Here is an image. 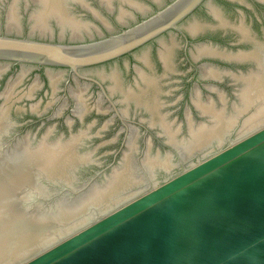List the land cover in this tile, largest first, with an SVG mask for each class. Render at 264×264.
Wrapping results in <instances>:
<instances>
[{
  "label": "water",
  "instance_id": "obj_1",
  "mask_svg": "<svg viewBox=\"0 0 264 264\" xmlns=\"http://www.w3.org/2000/svg\"><path fill=\"white\" fill-rule=\"evenodd\" d=\"M204 1L0 0V62L95 79L120 114L92 82L71 84L72 127H52L63 122L51 113L48 127H3L1 111L0 264H264V20L251 0H237L243 21L221 0L219 24L191 19ZM207 23L236 25L255 47H199L176 31ZM157 42L164 76L172 53L175 65L161 82L140 71ZM61 76L35 95L39 115Z\"/></svg>",
  "mask_w": 264,
  "mask_h": 264
},
{
  "label": "flooded vegetation",
  "instance_id": "obj_2",
  "mask_svg": "<svg viewBox=\"0 0 264 264\" xmlns=\"http://www.w3.org/2000/svg\"><path fill=\"white\" fill-rule=\"evenodd\" d=\"M174 1H176V0H169V3L172 4ZM221 2H224L225 4L237 5L238 8H236V14L241 18V20L243 18V14H244L243 11H246L249 8V7L245 6L244 4H242L241 2H238L237 0H221ZM160 3H161V1L157 5L160 8H162L163 5ZM216 5L217 4L215 3L214 0H205L195 10L194 14L191 16V19L196 18V15L202 11V12L206 13L212 21L218 22V24H219V21H218L217 17L215 16V9L217 8ZM254 6H256V10H258V13L260 14L261 18L264 20V0H251V7L252 8H250V9L253 11L255 10V9H253ZM258 6H261V7H258ZM240 8L242 11L240 10ZM73 10H74V8H73ZM76 12H77V16H78L79 11H77V10H74L71 13L73 15H76ZM219 14H220V16H221V14L223 15L222 12H219ZM150 15L151 14L145 15L144 17L147 18ZM262 19L257 18V20H259L260 24L263 23ZM141 20H143V18ZM141 20H139L138 22H140ZM138 22H135V23H138ZM228 23H230V22H228ZM218 24L214 25V24H208L207 23L204 26H199L197 33L195 34V37H194V35L188 33L189 30L187 27L182 26V25L176 31H177V33L181 34L184 38H186V41H188V43H191L192 40L193 41L195 40V43L199 47L208 48L207 46H211V47L216 46L220 43V41L223 40V38H225L227 36H235L234 40L232 42L228 43L227 45L231 48L238 49V51L244 52L243 49L245 47H248L247 45L251 46L252 49L255 47V45L253 43L248 42V40H244L241 38V33H240V29L238 28V26L234 25L232 27H230V26L221 27V26H218ZM241 25H243V22ZM127 27H131V26L129 25ZM113 33H115V32H113ZM117 33L118 32H116L115 34H117ZM67 36H69V35H67ZM70 36L71 37H69V39H67L65 41V43H71V40L73 39L71 33H70ZM81 39H82V37H79L76 40L80 41ZM41 40H46V39L41 38ZM50 40L47 39V41H50ZM91 40H94V39L93 38H91L90 40L86 39V42L91 41ZM160 40H165V38L159 39V41ZM54 42H59V40L54 41ZM148 47H150L149 48L150 50L147 52V57L149 58V62L151 64V67H148L145 64L144 65L145 70H140V71H143L148 75H152V76L154 75V77L158 78L161 82L162 80L165 79V77L170 76L175 71L173 53H172V60H171L172 63L171 64H172L174 71H168L167 76H164V73L166 72V70H165V66H164L163 62L160 59V50L162 47L160 42H157L154 44L152 43ZM151 49H153L155 51V56L151 53L152 52ZM131 55H132V53L129 54V56H131ZM206 58L211 59L213 61L218 60L220 63H222L224 65L225 64H227V65L236 64V65L244 66V65L250 64L248 62H237V61L230 62L228 60H221V59H219V57H216L213 55H210L209 57H206ZM202 59L203 58L197 59L195 61V63H198ZM134 61L136 63H139V64L143 63L140 59H136V58ZM207 65H210V63L209 62L202 63L201 66H198V65H197V67L195 66V69L197 72H199V68L202 69L203 66H207ZM211 65H212V63H211ZM56 71H57V73L62 74L61 77H63L64 75L67 74V78H69V83L64 88H62L60 86V84H57L56 88H53L52 83H51L52 92L49 90H46V92L44 93V96H43V100H46L48 98L55 99L56 96H57V98L53 102L52 105L50 104L47 107V109H48L47 112H44L43 114L39 115L38 109H39L40 102L35 103V100H37V97H38V96L35 97V95H37L38 91H41L43 89V87H45L46 79L47 80L49 78L51 79L50 74H53ZM155 71L158 72L159 75L156 74ZM136 74H137V77L136 76L135 77L138 78L139 73L137 72ZM7 76H9V77H7ZM136 78H135V80H136ZM202 78L205 79L206 77H204V75H203ZM4 79H5V81H3ZM2 82H3V84H2ZM72 82H74V84H76L77 86H78V84L81 87L85 86L86 91H88V88H89L88 83L89 82L96 83L97 85H99V87L103 91L105 98L111 103V105L114 107L116 113L120 117V114L116 109L115 103L108 96L103 85L100 84L95 79L89 78L88 76H82L81 77V76H78L76 74L74 75V73H72L70 70L63 69V68H46V67H37V66L29 65V64H21V63H14V62H0V89H1L0 101L2 102V103H0V113L4 109L8 110V113H7L3 127H48V125L44 122L46 115H48V113H51L52 116L50 118H46L47 121L53 122L56 119H58V122H61V121L63 122L61 125L60 124L59 125L54 124L52 127H60V126L72 127L73 124H71V122L69 121L70 115H67V117H65V115H64L65 108H67L69 106V102H70V98H71L70 94L72 92L71 91ZM135 83L136 82H134V85H135ZM33 102L35 104H33ZM98 103H101V105L103 106L101 100L98 101L97 104ZM63 104H64V106H63ZM13 106L15 107L14 108L15 110L13 109ZM33 106H36V109L33 110L32 109ZM51 110H53V111L51 112ZM108 113H109V111L104 112V114H106V115ZM76 114H78V112H76ZM66 119H68L67 120L68 123L65 121ZM120 120H123V119L120 118ZM129 123L136 124L134 121L131 122L129 120H125L123 122V127H131L133 125V124H129ZM14 135L15 136H13V134H12V136H13L12 141L17 142L19 140V137H18L17 133Z\"/></svg>",
  "mask_w": 264,
  "mask_h": 264
}]
</instances>
